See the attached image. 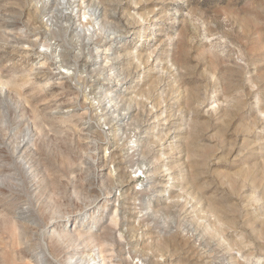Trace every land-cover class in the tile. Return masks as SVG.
Instances as JSON below:
<instances>
[{
  "label": "rangeland",
  "instance_id": "374dc122",
  "mask_svg": "<svg viewBox=\"0 0 264 264\" xmlns=\"http://www.w3.org/2000/svg\"><path fill=\"white\" fill-rule=\"evenodd\" d=\"M68 1L0 0V264H264V0Z\"/></svg>",
  "mask_w": 264,
  "mask_h": 264
},
{
  "label": "bare ground",
  "instance_id": "6f19581e",
  "mask_svg": "<svg viewBox=\"0 0 264 264\" xmlns=\"http://www.w3.org/2000/svg\"><path fill=\"white\" fill-rule=\"evenodd\" d=\"M63 1H65L66 3H67V1L68 0H63ZM74 1V0H73ZM76 1V0H75ZM94 1V0H93ZM68 3H69V1H68ZM72 1H71V3H69V8H68V11H66V16H67V21L69 22V25H72V23L75 21V15L73 14V11L75 10V8H72L71 9V11L69 10L70 9V7H72ZM79 4V3H78ZM79 6V5H78ZM92 7L90 8V18L89 19H87V22L86 23H82V21H81V23L83 24L82 25V27H84L85 25L87 26V25H90V26H95L96 24H98V23H100V19H99V17L101 16L100 15V11H99V6L98 5H96V4H93L92 3V5H91ZM66 9H67V7H65ZM81 27V28H82ZM86 31H88V33H92V30L90 29V28H87L86 29ZM94 31H95V29H94ZM118 36H121V34H115V35H112L111 37H110V39L109 40H107V41H111V40H114L116 37H118ZM149 40H151V39H153V37H152V35L150 36V38H148ZM88 43H90L91 45H93L94 46V49L97 51V45L93 42V41H88ZM99 45V44H98ZM116 47H123V45L122 44H118V45H116ZM114 53V52H113ZM112 52L110 53V52H101V53H98V52H96V57H94L93 58V60H92V62H89L86 66L88 67V66H91V65H93V64H97L99 61H100V56H103V54L105 55V56H107V57H109V58H111L112 59V64H118L119 62H121V59L119 60V59H116V58H113V56H111L112 54H113ZM101 54V55H100ZM65 61V60H64ZM110 61V60H109ZM111 64V63H110ZM152 64H153V62H152ZM65 65H67L65 62H62L61 63V66H65ZM154 66V65H153ZM147 68H148V66H146ZM67 68H69V66L67 67ZM153 68V67H152ZM150 69V68H149ZM110 83V82H109ZM121 91V90H120ZM118 95H121V92L120 93H116V94H110V95H108V103H110L111 104V106L115 103V101L117 100V98L119 97ZM133 97V96H132ZM131 98V97H130ZM105 105H107V103L105 104ZM132 107L133 106H131V104H129V106L126 108V110H125V112H122V113H120V119L119 120H126V119H128L130 116H131V114H132ZM63 109V108H62ZM60 110V109H59ZM63 111V110H62ZM117 122V121H116ZM122 123V122H121ZM122 157V156H121ZM117 163H121V161H119V162H117ZM144 165H146V167H148V168H150V167H153V165L154 164H152L151 163V160H149L148 159V157L144 154L143 156H142V159H141V161H140V163H139V167L142 169L143 167H144ZM154 175H156V173L155 172H150V173H148L147 175H146V177H147V182H150V181H152L153 180V177H154ZM167 175H171V174H167ZM124 185H128V183L127 184H124ZM130 185V184H129ZM123 186V185H122ZM160 190V189H159ZM162 190H164V189H162ZM114 190H112L111 191V193H109L107 196H109V195H113L114 194ZM127 198H128V196H127ZM100 199V197L98 198V200ZM124 199V198H123ZM130 199V198H129ZM92 203V202H91ZM126 203V202H125ZM124 203V204H125ZM84 209L86 210V209H91V207H90V205H86L85 207H84ZM104 209V208H103ZM104 211V210H103ZM85 214V213H84ZM77 249V248H76ZM82 248H80V250H78L76 253L77 254H80L79 256L80 257H78V259H79V262L77 263V264H85V263H88L89 261H91V260H94V262L92 263V264H99V262H100V259L99 260H97V256H96V254H93V253H91L90 251H86V250H81ZM75 252V251H74ZM75 255V254H74ZM45 255H43V257H42V263L43 264H48L47 262H49V261H47L48 259V257L46 258V256L44 257ZM72 256V255H71ZM41 258V257H40ZM75 258V257H74ZM77 259V260H78ZM104 258H102V260H103ZM75 263V262H74ZM51 264V263H50ZM89 264V263H88Z\"/></svg>",
  "mask_w": 264,
  "mask_h": 264
}]
</instances>
